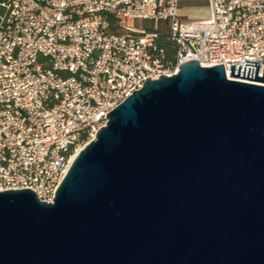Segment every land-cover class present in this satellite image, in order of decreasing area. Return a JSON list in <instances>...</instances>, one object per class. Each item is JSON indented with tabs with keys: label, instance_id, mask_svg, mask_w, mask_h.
I'll use <instances>...</instances> for the list:
<instances>
[{
	"label": "water",
	"instance_id": "obj_1",
	"mask_svg": "<svg viewBox=\"0 0 264 264\" xmlns=\"http://www.w3.org/2000/svg\"><path fill=\"white\" fill-rule=\"evenodd\" d=\"M197 61L107 115L52 203L0 192V264H264V70ZM253 77V78H252Z\"/></svg>",
	"mask_w": 264,
	"mask_h": 264
},
{
	"label": "built area",
	"instance_id": "obj_2",
	"mask_svg": "<svg viewBox=\"0 0 264 264\" xmlns=\"http://www.w3.org/2000/svg\"><path fill=\"white\" fill-rule=\"evenodd\" d=\"M207 4L208 20L186 23L180 0H0V192L29 189L52 203L107 115L184 63L222 66L231 80V66L255 75L248 61L262 76L264 0ZM125 20L167 25L135 32Z\"/></svg>",
	"mask_w": 264,
	"mask_h": 264
},
{
	"label": "rangeland",
	"instance_id": "obj_3",
	"mask_svg": "<svg viewBox=\"0 0 264 264\" xmlns=\"http://www.w3.org/2000/svg\"><path fill=\"white\" fill-rule=\"evenodd\" d=\"M209 6L205 0H181L179 19L182 22H198L209 18ZM124 25L135 32L157 28L163 30L164 22H150L145 20H125Z\"/></svg>",
	"mask_w": 264,
	"mask_h": 264
},
{
	"label": "trees",
	"instance_id": "obj_4",
	"mask_svg": "<svg viewBox=\"0 0 264 264\" xmlns=\"http://www.w3.org/2000/svg\"><path fill=\"white\" fill-rule=\"evenodd\" d=\"M160 46L165 48L168 55H173L175 53V47L172 43L166 42L165 40H161Z\"/></svg>",
	"mask_w": 264,
	"mask_h": 264
},
{
	"label": "bare ground",
	"instance_id": "obj_5",
	"mask_svg": "<svg viewBox=\"0 0 264 264\" xmlns=\"http://www.w3.org/2000/svg\"><path fill=\"white\" fill-rule=\"evenodd\" d=\"M231 80H233V81H241V82H244V83H257V82H252V81H247V80H242V79H237V78H233V77H229ZM95 137V135L93 136V138ZM83 149V147L82 148H80L79 150H78V152H77V154L74 156V158H73V160H75V158L77 157V155L79 154V152L81 151Z\"/></svg>",
	"mask_w": 264,
	"mask_h": 264
},
{
	"label": "crops",
	"instance_id": "obj_6",
	"mask_svg": "<svg viewBox=\"0 0 264 264\" xmlns=\"http://www.w3.org/2000/svg\"><path fill=\"white\" fill-rule=\"evenodd\" d=\"M205 2L207 3V0H205ZM180 4H181V0H180ZM208 5V4H207ZM209 13H210V10H209ZM210 15H211V13H210ZM210 15H209V18H210ZM208 18V19H209ZM208 19H203V20H200V21H198V22H201V21H205V20H208ZM189 23H197V22H189Z\"/></svg>",
	"mask_w": 264,
	"mask_h": 264
}]
</instances>
